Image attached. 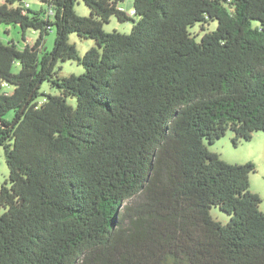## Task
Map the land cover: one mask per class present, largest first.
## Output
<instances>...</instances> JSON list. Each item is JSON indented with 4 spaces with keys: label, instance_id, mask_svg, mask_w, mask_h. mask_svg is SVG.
<instances>
[{
    "label": "trees",
    "instance_id": "16d2710c",
    "mask_svg": "<svg viewBox=\"0 0 264 264\" xmlns=\"http://www.w3.org/2000/svg\"><path fill=\"white\" fill-rule=\"evenodd\" d=\"M40 1L0 4L26 42L0 37V264H264L256 165L208 147L264 131V0ZM113 16L131 32L106 31Z\"/></svg>",
    "mask_w": 264,
    "mask_h": 264
},
{
    "label": "rangeland",
    "instance_id": "374dc122",
    "mask_svg": "<svg viewBox=\"0 0 264 264\" xmlns=\"http://www.w3.org/2000/svg\"><path fill=\"white\" fill-rule=\"evenodd\" d=\"M6 0H0V4L4 3ZM25 2L30 3L32 10H39L41 7H47L40 0H24ZM121 7L128 11L129 13L133 10L132 0H125L121 3ZM75 10L81 16H89L90 9L85 4L83 0H75ZM132 20L119 21L116 16H113L109 23L104 25V29L108 32L114 30L130 33L133 27ZM217 21H211L205 30H201V25L197 24L191 30L198 35V39H201L202 35L211 30H215L217 27ZM6 30H9L7 33ZM38 34H33L31 30L27 31V39L32 43ZM0 37L4 40L12 39L14 40L19 47L25 45V41L21 38V28L17 25H0ZM56 31H51L45 40L46 48L53 50L55 44ZM70 42L75 43L81 55H83L87 50L92 46H95L96 43L93 39H83L80 38L77 34L73 33L70 35ZM59 66L62 67L60 73L61 75L68 76L71 74L80 75L84 72V67L76 61H67L60 63ZM5 90L12 91L13 86H5ZM41 92L48 94H56L57 90L50 86L49 83L45 82L42 85ZM44 98V95L41 96V99ZM8 118L12 117V113H8ZM234 132L228 130L225 136L218 139L213 144H208L210 150L217 152L220 156L227 162L244 164L248 161H252L256 165V171L250 174V189L253 192L258 193L262 198L261 210L264 212V131L258 130L253 134L252 139L250 140H240L238 144H235L233 141ZM9 178V168L6 162L5 151L2 146H0V189L2 184ZM138 199L132 201H126L125 204L136 203ZM212 216L221 221L222 223H227L230 219V216L225 212L221 211L218 207L213 206L211 210Z\"/></svg>",
    "mask_w": 264,
    "mask_h": 264
},
{
    "label": "built area",
    "instance_id": "2783aa9c",
    "mask_svg": "<svg viewBox=\"0 0 264 264\" xmlns=\"http://www.w3.org/2000/svg\"><path fill=\"white\" fill-rule=\"evenodd\" d=\"M24 5L26 6V7H29L30 6V3H28V2H25L24 3ZM52 14H53V12H51ZM132 13H134V11L132 10Z\"/></svg>",
    "mask_w": 264,
    "mask_h": 264
},
{
    "label": "crops",
    "instance_id": "0c3cea01",
    "mask_svg": "<svg viewBox=\"0 0 264 264\" xmlns=\"http://www.w3.org/2000/svg\"><path fill=\"white\" fill-rule=\"evenodd\" d=\"M33 34H37L35 31H32Z\"/></svg>",
    "mask_w": 264,
    "mask_h": 264
}]
</instances>
